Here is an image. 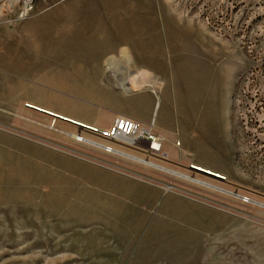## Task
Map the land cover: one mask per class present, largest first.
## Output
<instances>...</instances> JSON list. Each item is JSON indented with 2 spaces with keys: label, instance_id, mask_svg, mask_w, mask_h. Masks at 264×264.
I'll return each mask as SVG.
<instances>
[{
  "label": "rangeland",
  "instance_id": "obj_1",
  "mask_svg": "<svg viewBox=\"0 0 264 264\" xmlns=\"http://www.w3.org/2000/svg\"><path fill=\"white\" fill-rule=\"evenodd\" d=\"M1 49L0 264H264V0H7Z\"/></svg>",
  "mask_w": 264,
  "mask_h": 264
},
{
  "label": "bare ground",
  "instance_id": "obj_2",
  "mask_svg": "<svg viewBox=\"0 0 264 264\" xmlns=\"http://www.w3.org/2000/svg\"><path fill=\"white\" fill-rule=\"evenodd\" d=\"M121 54L126 57V58H129L131 60V58L129 57V54H128V50L126 48H122L121 49ZM118 60V57L116 55H111L108 57V59H106L107 61V66L108 68L116 75L118 76V74L116 73V70L114 68V65H115V62ZM135 79V78H134ZM131 85L133 88H142L144 86V83H142L141 81L139 80H136V82H134L133 78H131ZM81 128H85V126L83 125H80ZM116 135H122L123 137L125 136H128L130 139H133L134 141V146L135 147H142L144 149L148 148L150 151L152 152H155L153 150L152 147H151V143H149L147 140H143V139H140L138 137H134V136H130V135H126V133L124 131L122 132H119V133H116L115 135H113L112 138H106V139H113L115 138ZM137 140V141H136ZM89 143L97 146V147H100V148H103L105 149L106 148V145L102 144V143H98L96 141H90ZM151 147V149H150ZM162 147V146H161ZM113 150V149H112ZM146 151V150H145ZM150 151H146L147 154H152ZM114 152L118 153L119 155H122V156H126V157H129L131 158L132 160L134 161H137L139 163H142V164H145L147 166H150V167H153L155 169H159L161 171H164L166 173H170L172 175H175L176 177H180L184 180H187L189 182H192V183H195L197 185H200V186H203V187H206L208 189H211L213 191H217V192H220V193H225V194H229V195H232V196H237V197H242L240 196L238 193L236 192H232V191H229L225 188H222L218 185H215L213 183H210L208 181H204L200 178H197V177H194L193 175H190V174H187V173H184V172H181V171H176V170H172L170 168H167L165 166H162L161 164L159 163H156V162H153L151 161L149 158H140V157H135L133 155H130V154H127L125 153L124 151H121V150H118V149H114ZM156 156V154H153ZM151 157V156H150ZM193 169H196L197 171H201V172H204L205 174L207 175H211V176H214L216 178H220V179H224L223 176H221L220 174H218L217 172H213L209 169H204L203 167H199V166H195V167H192ZM220 175V176H219ZM254 203V201H253ZM255 204H257L258 206L260 207H263L264 208V203L263 202H257L255 201Z\"/></svg>",
  "mask_w": 264,
  "mask_h": 264
},
{
  "label": "built area",
  "instance_id": "obj_3",
  "mask_svg": "<svg viewBox=\"0 0 264 264\" xmlns=\"http://www.w3.org/2000/svg\"><path fill=\"white\" fill-rule=\"evenodd\" d=\"M5 1H7V0H0V5H2ZM85 128L87 129L88 133H90L92 136H97L100 139H105V140H106V138H112L113 135H115L116 133L124 131L126 133V135L139 136L142 139L149 141V143L152 142L151 147L153 149H155V150H153L155 152L150 151L148 148L144 149V148L138 146L137 148L139 150H141L145 153H147L146 151H150L152 153L150 155H152V156H155L153 154L158 155L162 151L161 150L162 144H160L158 142L159 137H160L161 141L163 142V139L160 135L157 137H154L153 132L151 130L144 129L140 125L139 121H136L135 119H133L127 115H124V114L116 115L115 119L113 120L111 125H109L107 127H100L98 125H91V124L88 125L87 124V125H85ZM154 139L156 141H154ZM109 142H111V141H109ZM151 147H150V149H151ZM107 148H108L107 151L111 152L110 147H107ZM190 166L194 167V165H192V164ZM224 177L225 176H223V178Z\"/></svg>",
  "mask_w": 264,
  "mask_h": 264
},
{
  "label": "crops",
  "instance_id": "obj_4",
  "mask_svg": "<svg viewBox=\"0 0 264 264\" xmlns=\"http://www.w3.org/2000/svg\"><path fill=\"white\" fill-rule=\"evenodd\" d=\"M5 53V55H3ZM1 55H3V56H1ZM9 55H11V52L8 50V52H6L5 50H0V57H4V58H7L8 60H10V56ZM12 56V55H11ZM10 65V64H9ZM9 65H5L4 64V67H3V69H5L6 71H8V66ZM7 67V68H6ZM171 103H168V106H167V109L165 110V113H166V115H169V114H171L170 113V111L169 110H171L170 108H171ZM160 134L162 135V137L164 138V137H166V135L163 133V132H160Z\"/></svg>",
  "mask_w": 264,
  "mask_h": 264
}]
</instances>
